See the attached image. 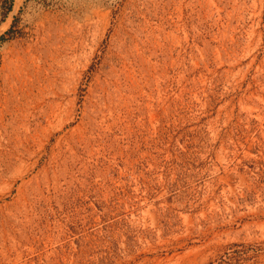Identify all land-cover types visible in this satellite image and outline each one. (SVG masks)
I'll use <instances>...</instances> for the list:
<instances>
[{
    "label": "rangeland",
    "instance_id": "obj_1",
    "mask_svg": "<svg viewBox=\"0 0 264 264\" xmlns=\"http://www.w3.org/2000/svg\"><path fill=\"white\" fill-rule=\"evenodd\" d=\"M0 264H264V0H0Z\"/></svg>",
    "mask_w": 264,
    "mask_h": 264
}]
</instances>
